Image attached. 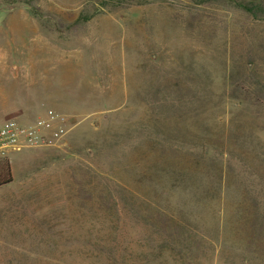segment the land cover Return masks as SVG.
<instances>
[{
	"label": "rangeland",
	"instance_id": "374dc122",
	"mask_svg": "<svg viewBox=\"0 0 264 264\" xmlns=\"http://www.w3.org/2000/svg\"><path fill=\"white\" fill-rule=\"evenodd\" d=\"M264 0H0V264H264Z\"/></svg>",
	"mask_w": 264,
	"mask_h": 264
},
{
	"label": "built area",
	"instance_id": "2783aa9c",
	"mask_svg": "<svg viewBox=\"0 0 264 264\" xmlns=\"http://www.w3.org/2000/svg\"><path fill=\"white\" fill-rule=\"evenodd\" d=\"M70 130L69 118L56 113L38 115L26 124L6 120L0 124V160L29 149L58 148Z\"/></svg>",
	"mask_w": 264,
	"mask_h": 264
},
{
	"label": "trees",
	"instance_id": "16d2710c",
	"mask_svg": "<svg viewBox=\"0 0 264 264\" xmlns=\"http://www.w3.org/2000/svg\"><path fill=\"white\" fill-rule=\"evenodd\" d=\"M193 4L197 6H202L206 4H210L213 2H217L219 0H190ZM240 10H242L244 13L248 14L252 18H264V5L253 3V2H246V1H240L238 5H236ZM12 173L10 170V167L8 163L1 159L0 160V187L9 185L12 183Z\"/></svg>",
	"mask_w": 264,
	"mask_h": 264
}]
</instances>
